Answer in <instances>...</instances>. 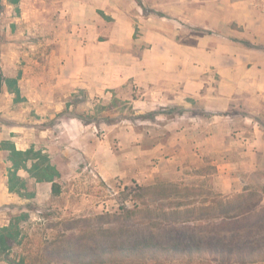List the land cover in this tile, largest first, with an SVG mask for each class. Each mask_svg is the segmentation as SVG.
Returning a JSON list of instances; mask_svg holds the SVG:
<instances>
[{
  "label": "crops",
  "instance_id": "1",
  "mask_svg": "<svg viewBox=\"0 0 264 264\" xmlns=\"http://www.w3.org/2000/svg\"><path fill=\"white\" fill-rule=\"evenodd\" d=\"M20 1L26 9L31 0ZM51 1L71 31L54 50V83H40L56 90L50 102L61 104L64 90L105 97L133 90L135 114L154 117L152 127L133 131L136 178L160 184L167 177L176 190L209 178L215 193L231 196L240 185L249 190V177L264 170V0ZM1 68L9 83L0 92V230L14 206L30 204L26 186L46 181L53 189L56 179L31 171L43 173L40 156L52 157L51 145H60L47 138L43 114L26 112L32 98L19 91L21 82ZM156 109L169 112L164 123ZM144 132L157 136L150 146L138 139ZM13 150L23 153L17 168ZM107 169L109 177L123 174L120 164Z\"/></svg>",
  "mask_w": 264,
  "mask_h": 264
},
{
  "label": "rangeland",
  "instance_id": "2",
  "mask_svg": "<svg viewBox=\"0 0 264 264\" xmlns=\"http://www.w3.org/2000/svg\"><path fill=\"white\" fill-rule=\"evenodd\" d=\"M10 1L0 0V64L32 98L29 116L43 114L52 128L47 138L58 137L60 145L50 144L52 157L32 154L41 155L46 169L33 168L31 174L53 177L59 192L46 181L25 187L30 204L10 213L22 238L0 251V264H264V170L249 177L248 191L240 185L232 196L215 193L209 178L181 191L167 177L159 178L160 184L140 181L130 161L133 131L136 125L152 127L151 112L135 114L133 90L108 97L64 90L57 95L61 104L50 102L56 90L40 83H54V50L69 40L71 25L59 22L51 0H31L26 9L20 0L10 8ZM21 107L15 109L22 113ZM159 112L164 119L156 121L164 123L169 112L153 111ZM156 137L144 132L138 139L150 146ZM259 159L264 165L263 154ZM119 164L122 175H105V168ZM256 204L259 213L233 230L210 222ZM229 246L234 251L226 253Z\"/></svg>",
  "mask_w": 264,
  "mask_h": 264
},
{
  "label": "trees",
  "instance_id": "3",
  "mask_svg": "<svg viewBox=\"0 0 264 264\" xmlns=\"http://www.w3.org/2000/svg\"><path fill=\"white\" fill-rule=\"evenodd\" d=\"M7 82L9 83L8 79L4 76L2 68H1V64H0V92L2 91V87L3 84ZM18 156V157H15ZM20 156H23L22 152L13 150L12 152V160L14 162L15 167L17 168L23 159H20ZM46 178H48V180L54 181L52 178L50 179L48 176H46ZM10 188L13 189V186H11ZM59 186L58 183L53 182V190L55 193L59 192ZM256 205H253L251 207H248L247 209L242 210V212L238 213V214H229V215H221L216 217L215 219H211L210 222L212 220V222L217 223L218 225H222L224 228H231L230 230H233L232 227L244 223L246 222L249 218L252 217L253 213H259V211H256ZM264 207V206H263ZM22 238V231L20 230V228L18 227V224L15 222H11L10 225L8 226H4L1 230H0V251H8L11 250L14 245L18 242L21 241ZM241 245H238V248L241 249ZM125 250H127L126 248H124ZM131 250V249H130ZM243 250V249H242ZM224 251L227 253H231L233 252V248L232 247H227L224 249ZM245 252V250H243ZM10 264H15V262H11L10 260ZM222 264H233L232 262H223Z\"/></svg>",
  "mask_w": 264,
  "mask_h": 264
}]
</instances>
